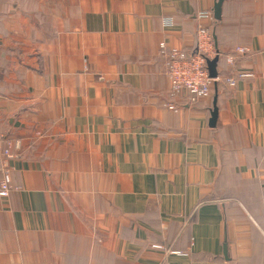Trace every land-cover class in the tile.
Returning a JSON list of instances; mask_svg holds the SVG:
<instances>
[{
  "label": "crops",
  "instance_id": "1",
  "mask_svg": "<svg viewBox=\"0 0 264 264\" xmlns=\"http://www.w3.org/2000/svg\"><path fill=\"white\" fill-rule=\"evenodd\" d=\"M216 2L0 0V264H264V0ZM199 27L211 93L169 110Z\"/></svg>",
  "mask_w": 264,
  "mask_h": 264
},
{
  "label": "built area",
  "instance_id": "2",
  "mask_svg": "<svg viewBox=\"0 0 264 264\" xmlns=\"http://www.w3.org/2000/svg\"><path fill=\"white\" fill-rule=\"evenodd\" d=\"M199 18L212 20L211 13H201ZM196 48L191 54L183 51L172 50L168 56L167 68L164 78L168 83L173 99L182 96L184 103L180 105L169 104L167 108L176 111L183 104H192L209 96L212 80L209 78L206 62L208 58L215 57L213 37L209 27H199L196 32ZM163 44H161V47ZM248 53L244 47H234L226 56V63L232 65L235 58ZM218 56V54H217ZM230 87L235 84V78H227ZM19 148V142L11 140L0 133V197L9 196L11 186L10 160L16 155L14 150Z\"/></svg>",
  "mask_w": 264,
  "mask_h": 264
},
{
  "label": "water",
  "instance_id": "3",
  "mask_svg": "<svg viewBox=\"0 0 264 264\" xmlns=\"http://www.w3.org/2000/svg\"><path fill=\"white\" fill-rule=\"evenodd\" d=\"M223 2H224V0H217V2L215 3V6L213 8V17L216 21H219L221 18V8H222ZM216 63H217V58L207 62V66H208L207 71H208V75L211 79L212 78L214 79L216 77V70H215ZM216 112L217 111L214 108V110L211 114V116H212L211 121H213V122L215 119Z\"/></svg>",
  "mask_w": 264,
  "mask_h": 264
},
{
  "label": "trees",
  "instance_id": "4",
  "mask_svg": "<svg viewBox=\"0 0 264 264\" xmlns=\"http://www.w3.org/2000/svg\"><path fill=\"white\" fill-rule=\"evenodd\" d=\"M222 57H223V55H222ZM224 58V57H223ZM210 93H211V86H210ZM210 93H209V95H210Z\"/></svg>",
  "mask_w": 264,
  "mask_h": 264
}]
</instances>
